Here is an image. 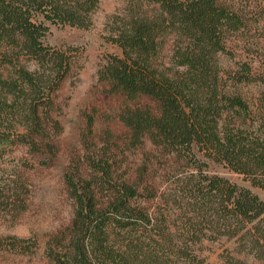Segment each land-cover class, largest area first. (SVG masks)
Masks as SVG:
<instances>
[{"label": "trees", "instance_id": "obj_1", "mask_svg": "<svg viewBox=\"0 0 264 264\" xmlns=\"http://www.w3.org/2000/svg\"><path fill=\"white\" fill-rule=\"evenodd\" d=\"M99 6L0 0V145L56 157L58 91L83 65L79 47L47 42L50 25L90 29ZM105 31L119 51L101 60L98 81L125 97L116 116L126 135L91 140L96 111L85 114V150L65 173L74 216L50 235V260L264 264V197L253 189L264 192V0H126ZM204 240L233 247L211 263ZM30 242L0 236V248Z\"/></svg>", "mask_w": 264, "mask_h": 264}, {"label": "rangeland", "instance_id": "obj_2", "mask_svg": "<svg viewBox=\"0 0 264 264\" xmlns=\"http://www.w3.org/2000/svg\"><path fill=\"white\" fill-rule=\"evenodd\" d=\"M125 2L100 0L90 29L50 25L47 42L58 48L79 47L83 67L78 77L64 81L58 91L55 115L60 119L63 131L56 138L58 152L52 161L38 153H30L26 146L0 145V185L13 187L0 194V236L37 242L25 252L0 248V261L5 264H54L46 252L47 242L51 234L69 225L74 216L65 173L68 165L85 150L82 141L87 124L85 114L96 111L91 140L106 138L107 131L112 132V140L116 142L119 141L117 137L126 135L125 126L116 116L125 97L107 93L97 76L101 60L108 53L119 51L105 40V24L109 15ZM137 153L132 151L130 160L136 159ZM210 169L236 183L250 186V181L243 175L224 165L212 163ZM253 189L264 197L262 190ZM203 244L200 254L211 263L220 261V253L225 248L233 247V243L226 240H204Z\"/></svg>", "mask_w": 264, "mask_h": 264}]
</instances>
